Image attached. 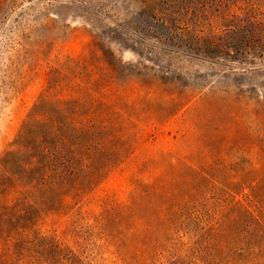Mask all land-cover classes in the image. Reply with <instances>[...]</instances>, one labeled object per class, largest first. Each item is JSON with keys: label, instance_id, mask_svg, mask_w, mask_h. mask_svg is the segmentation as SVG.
I'll list each match as a JSON object with an SVG mask.
<instances>
[{"label": "rangeland", "instance_id": "1", "mask_svg": "<svg viewBox=\"0 0 264 264\" xmlns=\"http://www.w3.org/2000/svg\"><path fill=\"white\" fill-rule=\"evenodd\" d=\"M92 41L120 64L118 81L156 77L159 88L141 102L133 154L90 204L46 213V229L69 237L84 264H179L182 241L163 237L157 222L135 240L142 256L135 247L122 255L99 234L89 237L86 217L104 196L130 194L131 175L168 180L187 174L178 162L193 163L222 183L190 176V254L206 264H264V236L248 228L264 223V178L252 191L231 180L243 174L247 186L264 177V0H0V175L14 172L17 157L4 154L21 122ZM173 94L194 98L176 111ZM11 217L16 203L0 201V221Z\"/></svg>", "mask_w": 264, "mask_h": 264}, {"label": "trees", "instance_id": "2", "mask_svg": "<svg viewBox=\"0 0 264 264\" xmlns=\"http://www.w3.org/2000/svg\"><path fill=\"white\" fill-rule=\"evenodd\" d=\"M215 36L213 45L218 41ZM198 42H203L202 37ZM104 56L92 41L84 53L71 59L64 69L66 76L42 92L4 154L14 155L17 160L13 173L5 169L0 175V201L16 203L17 218L0 221V264H84L69 237L46 229L45 214L56 213L71 203L90 204L103 181L135 151L130 134L140 118L141 102L159 88L156 77L146 81L128 74L123 82L118 81L120 64ZM171 97L176 111L194 98ZM177 164L187 174L173 175L168 179L170 184L157 176L142 183L139 173L131 175L130 194L123 198L104 196L96 215L87 210L86 219L92 223L86 224L85 232L89 237L99 234L100 240L115 247L117 254L128 255L135 247L134 251L142 256L144 243L134 246L135 240L153 230L157 222L163 237L182 241L179 264H206L189 252L195 221L183 208L190 202L187 186L192 174L222 182L206 178L208 175L193 163ZM244 176L235 175L231 180L241 182L250 191L264 178L256 177L245 186ZM188 222L190 226H186ZM248 228L264 236L260 219ZM121 239L124 242L119 246Z\"/></svg>", "mask_w": 264, "mask_h": 264}]
</instances>
